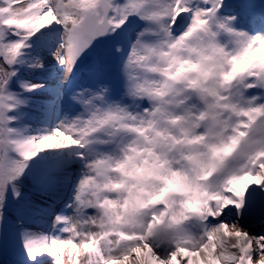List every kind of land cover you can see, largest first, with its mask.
<instances>
[{
	"label": "snow or ice",
	"instance_id": "1",
	"mask_svg": "<svg viewBox=\"0 0 264 264\" xmlns=\"http://www.w3.org/2000/svg\"><path fill=\"white\" fill-rule=\"evenodd\" d=\"M0 264H264V0H0Z\"/></svg>",
	"mask_w": 264,
	"mask_h": 264
}]
</instances>
